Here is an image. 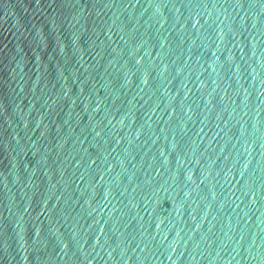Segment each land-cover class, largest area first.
I'll use <instances>...</instances> for the list:
<instances>
[{
	"label": "water",
	"instance_id": "95a60500",
	"mask_svg": "<svg viewBox=\"0 0 264 264\" xmlns=\"http://www.w3.org/2000/svg\"><path fill=\"white\" fill-rule=\"evenodd\" d=\"M0 264H264V0H0Z\"/></svg>",
	"mask_w": 264,
	"mask_h": 264
}]
</instances>
